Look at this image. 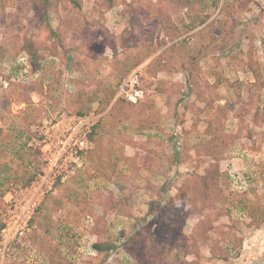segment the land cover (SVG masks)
<instances>
[{"label": "rangeland", "instance_id": "1", "mask_svg": "<svg viewBox=\"0 0 264 264\" xmlns=\"http://www.w3.org/2000/svg\"><path fill=\"white\" fill-rule=\"evenodd\" d=\"M45 107L96 148L15 235ZM0 129V264H264V0H0Z\"/></svg>", "mask_w": 264, "mask_h": 264}, {"label": "built area", "instance_id": "2", "mask_svg": "<svg viewBox=\"0 0 264 264\" xmlns=\"http://www.w3.org/2000/svg\"><path fill=\"white\" fill-rule=\"evenodd\" d=\"M117 96L132 104H138L144 98L139 69L121 83ZM101 117L102 114L96 111L77 114L63 109H42L27 140L28 146L41 156L42 167L29 185L17 186L7 193L6 201L14 215V220L8 221L7 229L19 234L21 224H29L47 195L57 189V185L70 182L88 165V156L96 148L93 134ZM5 237L6 241L11 239L9 233Z\"/></svg>", "mask_w": 264, "mask_h": 264}, {"label": "trees", "instance_id": "3", "mask_svg": "<svg viewBox=\"0 0 264 264\" xmlns=\"http://www.w3.org/2000/svg\"><path fill=\"white\" fill-rule=\"evenodd\" d=\"M255 65V64H254ZM253 68V72H254V74L257 76L258 74H259V69L258 68H255V67H252ZM124 81V80H123ZM122 80L120 81V83H119V86L121 85V83L123 82ZM220 84H221V82H220ZM114 97V93H112V98ZM77 114H84L83 112H80V111H78L77 112ZM4 131H3V129H0V134H2ZM188 197V196H187ZM262 222V221H261ZM261 222H259L258 224L259 225H261ZM263 223V222H262ZM1 229L3 228V227H0Z\"/></svg>", "mask_w": 264, "mask_h": 264}]
</instances>
